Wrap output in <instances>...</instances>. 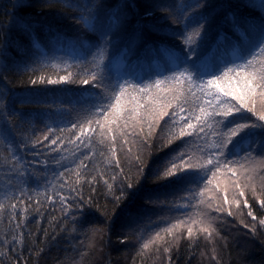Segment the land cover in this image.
Masks as SVG:
<instances>
[{"label": "trees", "instance_id": "trees-1", "mask_svg": "<svg viewBox=\"0 0 264 264\" xmlns=\"http://www.w3.org/2000/svg\"><path fill=\"white\" fill-rule=\"evenodd\" d=\"M72 2L89 6L98 16V25L105 27L109 13L119 10L123 22L111 37V60L108 63L114 84L121 77L148 81L163 79L161 73L170 74L173 64L168 49H178L182 45L179 37L173 39L164 34L173 17L161 6L174 8L194 0ZM207 2L211 6L208 10L214 11L215 19L202 54L223 55L224 45L219 51L215 47L222 34L227 35L229 40L236 39L232 24L226 18L227 13L234 12L249 22L260 23L262 13L245 7L247 0ZM124 5L134 7L125 8ZM146 9L154 12L156 24L161 27L146 32L125 51ZM83 11V7L67 8L65 0H0V129L5 124L3 116L7 115L12 133L7 140L0 136V203L5 205L0 210V242L9 241L8 244L0 243V264H215L211 259L213 253L219 264H264V227L258 224L259 219H264V207L253 198L251 191L246 189L245 195L240 197L238 190L232 189L231 173L225 167L220 168L212 184L204 190L205 204L200 206H196L197 200L189 202L187 197L190 189L195 188L199 192L202 186L192 183L189 178L165 177L173 162L184 167L189 163L196 166L206 161L207 151L217 140L213 133L219 129L215 125L206 127L199 135L177 138L180 126H174L168 117L157 124L145 116L141 124L129 122L126 135H121L120 130L114 133L117 137L114 157L110 143L112 133L105 138L104 144L100 143L99 136H95L91 144L69 143L70 140L75 141L79 133V128L73 129L71 125L84 123L89 110L99 102L98 95L103 94V89L93 87L91 83L82 85L78 80L76 83L45 84L40 83L39 78L58 79L68 72L76 78V73L81 71L76 64L85 57L91 59L89 48L98 41L99 33L88 31L74 21V16ZM49 26L59 31V40L48 31ZM34 38L39 39L41 48L33 46ZM81 39L88 42L89 48L79 45ZM64 62L72 67L65 69ZM34 79L38 81L36 84L32 83ZM165 86L179 87L171 81L161 85ZM103 88L110 90L107 84ZM128 91L139 96L132 92L131 87ZM255 106L257 109L264 108V97H258ZM181 115L187 116L188 113ZM244 115L253 121L256 119L251 113ZM192 122L196 123L194 119ZM84 126L89 127L87 124ZM45 136L49 140L59 137L64 143L58 140L57 145H51L44 140ZM37 140L42 143L33 148ZM21 144L25 147L21 148ZM246 148L247 144L243 142L235 148L230 146V153L238 155H229L228 158L236 163L228 167L233 168L237 175L245 168L258 174L264 168V149H258L251 159H244ZM12 150L21 158L15 168L8 166ZM182 153H187L183 162L178 159ZM74 159L77 162L84 159L91 172L79 184L75 182L78 178L75 172L59 177L64 167H75L72 163ZM36 160L40 163H35ZM58 160L60 164L56 163ZM124 177L128 178L124 181L128 183L139 180V191L135 197L117 201L115 197L120 195L119 186ZM85 179L92 182L84 183ZM105 181L113 185L111 190ZM256 183H260L259 179ZM225 185H229L227 193L223 191ZM69 187L78 188L79 193L69 192ZM57 192L68 198L69 203L74 196L91 199L86 216L80 218L81 222L73 224L71 216L80 217L75 209L65 217L61 211L63 205L56 197ZM5 195L9 199H5ZM225 195L230 201L239 199L240 208L237 209L235 204H225ZM258 195L264 199V194ZM245 199L257 221L247 215L249 208L243 203ZM208 201L213 204L212 215L216 217L213 227L218 233L212 241L199 234L189 240L186 232L173 239L161 232L180 219L191 217L199 220L198 214ZM12 203H16L18 208L15 218L9 223L12 218L9 205ZM218 206L230 209L232 215H228L227 211L215 212ZM21 208L27 211L21 212ZM16 223H21V228L15 232L22 231L25 235L22 244L13 245L11 240ZM253 225L255 233L251 231ZM192 226L195 231L196 225ZM180 231L183 232V228ZM156 232L165 235L167 243L159 251L156 246L141 250L142 243ZM163 247H169L171 251L166 253Z\"/></svg>", "mask_w": 264, "mask_h": 264}, {"label": "snow or ice", "instance_id": "snow-or-ice-1", "mask_svg": "<svg viewBox=\"0 0 264 264\" xmlns=\"http://www.w3.org/2000/svg\"><path fill=\"white\" fill-rule=\"evenodd\" d=\"M65 6L69 9L84 8L83 12L78 16H74V21L82 24L83 28L88 31L98 32V41L91 48H89L86 40L81 39L78 41L81 47L89 48L91 59L85 57L76 64V67L81 69L80 72L76 73V78H73V74L68 72L67 75L59 76L58 79L41 76L39 82L61 84L76 83L78 80L82 85L91 83L93 87L103 89V94L98 95L99 102L89 110L88 118L84 123H73L71 125L73 129L79 128V133L76 140H70L69 143L91 144L93 138L99 136L100 143L104 144L105 138L112 133L110 143L114 157L117 140L114 133L120 130L121 135H126L125 130L129 127V122L133 125L141 124L145 116L151 118L157 124L168 117L172 120L174 126H180L177 138L199 135L204 132L206 127L215 125L219 129V131L213 133L217 140L207 151L206 161L196 166L189 163L184 167L173 162L171 169L165 172V177L189 178L192 183L202 186V190L199 192L195 188L190 189L187 197L189 202L197 200L198 204L196 206H200L205 204L204 190L212 184L217 172L223 166L228 173H231L230 184L232 189L234 191L238 190L237 194L240 197L245 195L246 189L251 191L253 198L259 202L261 207H264V199H260L258 195V193L264 194V168H261L258 174H253L252 170L245 168L242 173L237 175L233 168L228 167V165L236 163V161L228 158L229 155H238L236 152L230 153V146L235 148L241 142L246 143L247 148L244 150V157H242L244 159H251L252 154L258 149H264V108L257 109L255 106L256 99L264 97V0H247L245 4V7L257 9L262 13L258 24L238 17L234 12L226 14V18L232 24V32L236 39L234 41L229 40L227 35L223 34L218 37L215 45L217 51L220 50L221 45H224L225 48L224 54L219 57L202 54L201 51L204 43L209 39L210 29L215 19L214 11L208 10L211 6L207 0H194L193 3H182L174 8L161 6L168 12L170 17H173L172 23L168 25V30L164 34L173 39L179 37L182 45L178 49H168L173 64V67L169 70L170 74L161 73L163 79L157 78L148 81L143 79L134 81L133 79L121 77L114 84L112 83L111 73L108 71V63L111 60V37L114 36L123 22L119 10L109 13L108 23L105 27L98 25V16L89 6L74 4L72 0H65ZM124 7L129 8L134 7V5H124ZM165 19L167 20L168 17H165ZM137 25L125 51L132 47L135 40L142 38L146 32L155 31L158 27H161L156 24L154 12L150 9L145 10ZM48 31L54 34L55 39L59 40L61 38L59 31L53 29L52 26H49ZM32 35L35 36L34 32ZM32 43L35 48H41L38 38H34ZM54 66L58 67V65ZM71 67L72 65L64 62L65 69ZM84 76H87V78H82ZM169 81L174 82L179 87H161V85H167ZM37 82L35 79L32 80L33 84ZM105 84L109 85L110 90L103 88ZM129 87L132 88V92L138 93L139 96L130 93L128 91ZM185 112L188 113L187 116L181 115ZM246 112L251 113L256 119L253 121L246 118L244 115ZM3 119L5 124L0 129V136L7 140L12 133L8 127L7 115H4ZM193 119L196 121L195 124L192 122ZM84 124L89 125V127H85ZM151 128L152 124L150 123L149 129L151 130ZM173 136H175V133H173ZM44 140H48L51 145H57L58 140L61 144L64 143L59 137L49 140V137L45 136ZM41 143L39 140L35 141L33 148ZM169 143H172V141L169 140ZM20 147L25 146L21 144ZM52 150L55 151V149ZM9 155L8 166L9 168H15L20 164L21 158L15 150L10 151ZM36 155L39 156V153ZM186 155L187 153H182L178 159L183 162ZM85 159H88V157H85ZM188 159L190 161L191 157L188 156ZM35 163H40V161L36 160ZM44 163L46 166V161ZM56 163L60 164V161L58 160ZM72 163L75 167H64V171L59 173V177H64L65 173L75 172L78 177L75 182L79 184L84 176L91 175L89 165L85 163L84 159H80L79 162L74 159ZM116 163L118 166L119 162ZM112 179L115 180L116 177L113 176ZM127 179V177L122 179L119 186L120 195L115 197L117 201L135 197L139 191V180H136L135 183L124 182ZM257 179L260 181L258 185L256 183ZM94 180L95 176L92 177V181ZM92 181L85 179L84 183H91ZM105 183L111 190L113 185L107 181ZM63 186L61 185V187ZM216 187L219 189V184ZM223 191L227 193L229 185H225ZM69 192L78 194L79 189L69 187ZM22 195L23 193H21ZM56 197L63 205L61 211L65 217L69 216L72 209L80 214V217L71 216L73 224L81 222L80 218L86 216L87 207L91 204V199L85 200L83 196L72 197V203H69L68 198L59 192L56 193ZM5 199H9V197L5 195ZM12 199H19V197H12ZM29 199L31 200L32 197H29ZM48 199H52V197H48ZM224 203L235 204L237 209L241 205L239 199L230 201L227 195L224 196ZM243 203L249 208L247 215L252 217L253 221H257L251 211V206L248 205V200L245 199ZM9 207L12 209V218L9 223H12L18 205L12 203ZM4 208L5 205L0 203V210ZM20 211L25 212L27 209L21 208ZM212 211V201H208L206 207L198 214L200 216L199 220L191 217L180 219L176 223H171L169 227L162 229L161 232L173 239L186 232L189 240L195 239L199 234L204 239L212 241L218 235L216 228L213 227L216 217L212 215ZM214 211L217 213L227 211L228 215H232L230 209H225L222 206L216 207ZM258 224L264 227V219H259ZM192 225H196L195 231ZM244 227L248 228L249 226L244 225ZM20 228L21 223H16L15 229H13L15 234L11 240L13 245L23 243L25 234L22 231L15 232L16 229ZM182 228L183 232L180 231ZM251 231L255 233V225H253ZM161 232H156L154 236L144 241L141 250L156 246V250L159 251L160 247L167 243L165 235H162ZM0 243L8 244L9 241L5 239ZM163 251L167 253L171 249L163 247ZM211 259L215 261V264H219L214 253Z\"/></svg>", "mask_w": 264, "mask_h": 264}]
</instances>
